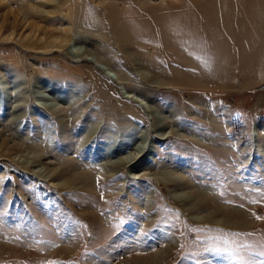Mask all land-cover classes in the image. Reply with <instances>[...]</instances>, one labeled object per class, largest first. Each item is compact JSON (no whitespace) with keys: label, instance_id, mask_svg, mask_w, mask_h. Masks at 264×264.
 <instances>
[{"label":"rangeland","instance_id":"obj_1","mask_svg":"<svg viewBox=\"0 0 264 264\" xmlns=\"http://www.w3.org/2000/svg\"><path fill=\"white\" fill-rule=\"evenodd\" d=\"M0 264H264V0H0Z\"/></svg>","mask_w":264,"mask_h":264},{"label":"bare ground","instance_id":"obj_2","mask_svg":"<svg viewBox=\"0 0 264 264\" xmlns=\"http://www.w3.org/2000/svg\"><path fill=\"white\" fill-rule=\"evenodd\" d=\"M55 43V42H54ZM159 123H161V121H158ZM132 159H131V161L129 160V161H126L124 164H123V162H118V163H115V165H117V166H127V167H131L132 166ZM72 177H74V176H72ZM71 177V178H72ZM79 180V177L78 176H75V181L74 182H76V181H78ZM74 182H70L71 184H73ZM193 196H195V195H193ZM193 196H191V198L193 197ZM188 200V199H187ZM189 209V208H188Z\"/></svg>","mask_w":264,"mask_h":264}]
</instances>
